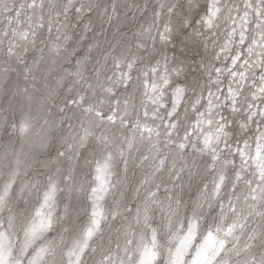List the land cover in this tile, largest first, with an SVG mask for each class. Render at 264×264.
<instances>
[{
    "label": "clouds",
    "instance_id": "9594fccd",
    "mask_svg": "<svg viewBox=\"0 0 264 264\" xmlns=\"http://www.w3.org/2000/svg\"><path fill=\"white\" fill-rule=\"evenodd\" d=\"M0 264H264V0H0Z\"/></svg>",
    "mask_w": 264,
    "mask_h": 264
},
{
    "label": "snow or ice",
    "instance_id": "6c2138e0",
    "mask_svg": "<svg viewBox=\"0 0 264 264\" xmlns=\"http://www.w3.org/2000/svg\"><path fill=\"white\" fill-rule=\"evenodd\" d=\"M47 199V198H46Z\"/></svg>",
    "mask_w": 264,
    "mask_h": 264
}]
</instances>
